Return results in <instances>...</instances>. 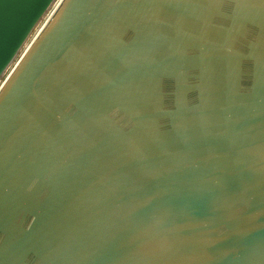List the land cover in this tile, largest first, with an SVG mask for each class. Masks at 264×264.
<instances>
[{"label": "water", "instance_id": "water-1", "mask_svg": "<svg viewBox=\"0 0 264 264\" xmlns=\"http://www.w3.org/2000/svg\"><path fill=\"white\" fill-rule=\"evenodd\" d=\"M54 1L0 0V264H264V0H62L21 54Z\"/></svg>", "mask_w": 264, "mask_h": 264}, {"label": "bare ground", "instance_id": "bare-ground-1", "mask_svg": "<svg viewBox=\"0 0 264 264\" xmlns=\"http://www.w3.org/2000/svg\"><path fill=\"white\" fill-rule=\"evenodd\" d=\"M62 0H55L53 2V4L51 5L50 9L47 11V13L45 14V16L42 18V20L38 23V25L35 27L33 33L31 34L30 38L28 39L25 47L23 48L21 54L23 52H25L28 47L30 46V44L32 43V41L36 38V36L38 35V33L41 31V29L45 26V24L47 23V21L51 18V16L53 15V13L55 12V10H57V7H59L60 3ZM44 22V23H43ZM42 24V27L40 28V30L37 31V33L34 35L35 31L37 30V28L39 27V25ZM34 36V37H33Z\"/></svg>", "mask_w": 264, "mask_h": 264}, {"label": "rangeland", "instance_id": "rangeland-1", "mask_svg": "<svg viewBox=\"0 0 264 264\" xmlns=\"http://www.w3.org/2000/svg\"><path fill=\"white\" fill-rule=\"evenodd\" d=\"M44 23V22H43ZM42 27V24L39 25V27L37 28V30L35 31L34 35L37 33L38 30H40V28ZM34 37V36H33ZM13 67V66H12ZM10 71V70H9Z\"/></svg>", "mask_w": 264, "mask_h": 264}]
</instances>
